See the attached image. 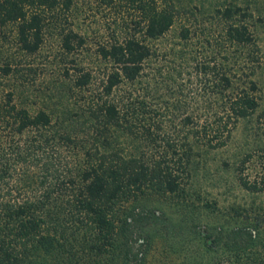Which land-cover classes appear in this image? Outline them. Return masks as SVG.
I'll return each mask as SVG.
<instances>
[{"label":"trees","instance_id":"1","mask_svg":"<svg viewBox=\"0 0 264 264\" xmlns=\"http://www.w3.org/2000/svg\"><path fill=\"white\" fill-rule=\"evenodd\" d=\"M130 1L136 15L131 29L97 44L104 66L100 73L77 69L68 86L70 94L71 88L79 92L71 105L63 106L59 99L52 109H29L12 100V90L0 97V182L13 165L40 159L47 146L77 148L73 170L65 180L56 175L53 187L40 198L15 201L0 195V264H150L148 250L132 241V214L124 203L157 192L173 193L177 196L170 197L188 207L192 199L184 195L196 148L223 146L231 127L257 107L249 69L255 40L248 23L235 17L248 12L230 3L214 8L223 21L208 90L215 109L208 115L203 106L200 119L185 113L176 137L154 127L144 96L130 86L117 92L118 87L139 79L155 55L152 40L169 30L184 8L177 0ZM71 2L0 0V41L6 37L3 28L11 25L18 49L31 53L47 29L59 28L61 48L72 51L83 37L61 22ZM179 35L188 39V28L181 27ZM207 64H200L203 72ZM13 67L8 60L2 62L0 76ZM70 94L62 97L69 99ZM49 167L44 178L57 170ZM239 181L246 189H259L241 176ZM62 185L68 187L63 202L51 196ZM211 203L223 221L205 225L192 252L168 264H264V197Z\"/></svg>","mask_w":264,"mask_h":264},{"label":"rangeland","instance_id":"2","mask_svg":"<svg viewBox=\"0 0 264 264\" xmlns=\"http://www.w3.org/2000/svg\"><path fill=\"white\" fill-rule=\"evenodd\" d=\"M177 3L184 10L175 17L169 30L152 40L155 55L139 79L133 84L121 83L117 92L128 86L135 88L137 94L144 96L154 127L173 137L178 136L177 129L185 113L200 119L203 116L200 108L204 106L209 115L215 109L208 90L214 82L212 66L218 58L214 52L219 47L223 27L222 17L214 8L231 3L248 12L245 16L236 13L235 17L248 23L255 40L249 69L256 83L254 94L258 104L250 115L231 127L223 146L196 148L198 153L184 195L191 196L188 207L170 197L177 196L173 193L147 192L124 203L132 214V241L148 250L146 259L150 264H168L185 258L198 243V234H204L205 225L223 221L212 208V200L226 204L233 200L246 202L249 196L264 197V0H177ZM135 18L130 0H72L60 21L80 33L83 42L70 52L60 46L59 28L47 29L40 47L27 53L18 49L11 25L5 26L6 37L0 41V64L8 60L14 67L8 75L0 76V97L6 90H12V100L29 109H52L59 99L63 106L71 105L79 94L71 88V94L75 92L71 95L68 88L77 69L90 67L100 73L104 66L98 61L97 44L123 36ZM185 26L189 30L188 39L179 35L180 28ZM203 62H208L206 72L200 67ZM68 93L70 98L64 99L62 94ZM76 152L77 148L61 143L47 146L40 159H26L13 165L0 182V195L15 201L40 198L53 187L56 175L66 179L73 170ZM246 153L250 156L245 157ZM46 165L57 170L53 176L44 178ZM239 176L255 182L259 189L244 188ZM67 188L62 185L60 193L53 191L51 196L63 202Z\"/></svg>","mask_w":264,"mask_h":264}]
</instances>
